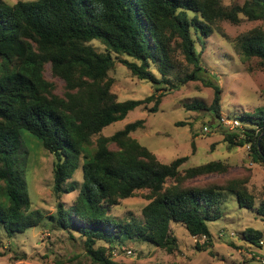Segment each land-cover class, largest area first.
<instances>
[{
	"label": "trees",
	"instance_id": "trees-1",
	"mask_svg": "<svg viewBox=\"0 0 264 264\" xmlns=\"http://www.w3.org/2000/svg\"><path fill=\"white\" fill-rule=\"evenodd\" d=\"M241 14L264 21V0H245L231 7L222 0H19L14 4L0 0V228L13 236L45 219L40 210L31 211L27 170L19 162L24 133L55 157L53 191L59 201L54 225L85 236L93 264H124L108 252L128 240L175 251L173 223L183 224L199 240L206 237L210 244V223L223 216L226 193H233L241 207L254 208L255 196L240 179L224 186L188 184L204 175L227 172L229 165L223 160L191 166L184 173L180 167L188 156L161 162L132 136L145 126V119L128 123L111 136L102 135L105 127L156 97L154 92L144 99L118 100L109 76L115 66L113 53L130 57L122 63L139 79L151 82L156 92L161 90L151 112L158 110L164 89L197 80L214 88L210 109L220 118L222 88L203 79L206 68L196 44L219 30L220 21L240 23ZM93 40L106 50L98 51L90 43ZM236 46L244 57L264 64V28L241 34ZM180 52L192 66L184 76L176 73L181 72ZM48 63L53 74L65 81L63 96L55 94L54 84L44 77ZM241 122L238 129L225 132V141L230 148L248 144L252 161L264 165V134L259 140L264 107L244 114ZM94 137H98L95 147ZM113 143L117 149L110 148ZM80 166L82 184L72 180ZM77 189L73 204L66 207L62 195ZM139 190H148L149 200L142 221L111 215L113 206ZM257 213L264 220V201ZM244 237L261 246L263 233L249 228ZM100 241L103 244L95 246Z\"/></svg>",
	"mask_w": 264,
	"mask_h": 264
},
{
	"label": "rangeland",
	"instance_id": "rangeland-1",
	"mask_svg": "<svg viewBox=\"0 0 264 264\" xmlns=\"http://www.w3.org/2000/svg\"><path fill=\"white\" fill-rule=\"evenodd\" d=\"M6 1L13 4L12 0ZM222 1L228 7L245 2ZM241 18L238 24L220 21L219 30L214 29L209 37L197 40L196 44L201 64L206 68L203 79L219 84L222 88L220 118L210 109L215 97L214 88L197 80L182 84L177 89H164L158 110L151 112L150 108L155 105L161 90L156 92L151 82L139 79L122 63V59L131 60L130 57L113 53L115 66L109 71V76L114 79L112 91L117 94L118 100L144 99L154 92L156 97L147 105L131 111L125 119L105 127L102 135L111 136L128 123L145 119V126L133 132L132 136L154 152L161 162L170 163L178 157L188 156L189 159L180 167L184 173L188 167L223 160L229 165L227 172L204 175L188 184L224 186L232 179H240L246 182L249 192L255 196L254 208L241 207L233 193H226L223 216L210 223V244L205 243L206 237L196 241L183 224L173 223V233L178 240L175 251L169 252L150 243L128 240L123 246L109 250L114 260L124 264H261L264 244H251L245 240L244 233L249 228L259 230L263 233L260 242L264 241V220L257 213V208L264 201V165L252 161L248 144L233 148L228 146L225 132L232 131L226 129L221 120L228 116L242 120L244 114L264 107V64L258 58L244 57L236 46L241 34L256 27L264 28V21L250 20L243 14ZM90 43L98 51L106 50L99 40ZM179 59L182 62L181 72L176 73L184 76L191 72L192 66L181 52ZM43 73L54 84L53 92L63 96L66 92L65 81L53 74L50 63L45 65ZM158 77H161V73H158ZM169 78L172 83H177L173 75ZM197 104L203 107H192ZM180 122L185 125L179 126ZM205 126H208V132L204 130ZM27 135H23L25 146L19 153V162L27 170L31 211L40 210L45 219L39 225L13 236L0 228V264H93L86 251V237L54 225L59 201L53 191L55 157L33 136ZM97 138H93L94 147ZM110 148L117 149V146L113 143ZM72 180L83 183L81 166ZM78 192L79 189L62 195L61 200L66 207L73 204ZM147 194L148 190H139L134 196L122 199L111 208V215L120 220L136 218L142 221V210L149 202ZM101 244L103 242L100 241L95 246Z\"/></svg>",
	"mask_w": 264,
	"mask_h": 264
},
{
	"label": "built area",
	"instance_id": "built-area-1",
	"mask_svg": "<svg viewBox=\"0 0 264 264\" xmlns=\"http://www.w3.org/2000/svg\"><path fill=\"white\" fill-rule=\"evenodd\" d=\"M221 120H222V125H224V127L226 128V129H228V130H230V131H234V130H236V129H238L239 127H241L242 126V122H241V120L240 119H238V118H236V117H222L221 118ZM204 130L205 131H209V128H208V126H205L204 127ZM249 147V146H248ZM199 240V238H197L196 236H195V240ZM196 240V241H197ZM260 244L262 245V244H264V241H261L260 242ZM262 263L264 264V258H262Z\"/></svg>",
	"mask_w": 264,
	"mask_h": 264
},
{
	"label": "water",
	"instance_id": "water-1",
	"mask_svg": "<svg viewBox=\"0 0 264 264\" xmlns=\"http://www.w3.org/2000/svg\"><path fill=\"white\" fill-rule=\"evenodd\" d=\"M263 134H264V131L261 133L259 140H261V138H262Z\"/></svg>",
	"mask_w": 264,
	"mask_h": 264
},
{
	"label": "clouds",
	"instance_id": "clouds-1",
	"mask_svg": "<svg viewBox=\"0 0 264 264\" xmlns=\"http://www.w3.org/2000/svg\"><path fill=\"white\" fill-rule=\"evenodd\" d=\"M12 3H13V4L16 3V0H12ZM260 257H263V258H264V256H260Z\"/></svg>",
	"mask_w": 264,
	"mask_h": 264
},
{
	"label": "crops",
	"instance_id": "crops-1",
	"mask_svg": "<svg viewBox=\"0 0 264 264\" xmlns=\"http://www.w3.org/2000/svg\"><path fill=\"white\" fill-rule=\"evenodd\" d=\"M261 252H262V251H261ZM259 253H260V252H259ZM260 254H262V253H260ZM260 263L263 264L262 261H261Z\"/></svg>",
	"mask_w": 264,
	"mask_h": 264
}]
</instances>
